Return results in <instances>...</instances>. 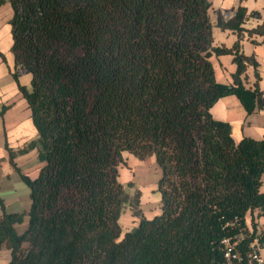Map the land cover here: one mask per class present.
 Here are the masks:
<instances>
[{"label":"trees","instance_id":"1","mask_svg":"<svg viewBox=\"0 0 264 264\" xmlns=\"http://www.w3.org/2000/svg\"><path fill=\"white\" fill-rule=\"evenodd\" d=\"M4 2L12 75H31L18 88L37 130L24 147L7 148L30 206L22 232L21 213L0 211L6 264H258L264 137L235 141L210 107L228 94L247 113L264 107L257 62L240 47L244 34L264 36V20L243 26L259 13L241 4L228 18L217 12L216 25L237 34L225 47L212 44L210 0ZM212 53L233 55L230 83L216 81ZM248 64L252 89L243 83ZM30 147L41 162L34 178L13 161ZM123 152L153 155L160 169L159 212L150 218L140 190L119 180ZM124 206L138 222L122 233Z\"/></svg>","mask_w":264,"mask_h":264},{"label":"crops","instance_id":"2","mask_svg":"<svg viewBox=\"0 0 264 264\" xmlns=\"http://www.w3.org/2000/svg\"><path fill=\"white\" fill-rule=\"evenodd\" d=\"M209 16L212 22V44L216 46L231 47L237 39V34L231 29H221L216 25V13L224 18L232 15L238 4L246 7L248 11L259 13L258 17H249L244 22L245 28L254 27L264 20V0H210ZM12 10L8 2L0 5V211L7 213H21L22 219L15 224L17 232H22L27 224V213L30 206L29 188L20 176V173L9 161L8 149L18 150L37 136V130L31 119V111L18 84L30 86L31 75L29 72L20 71L17 80L12 75L13 54L10 50L12 37L9 20ZM240 47L245 55L253 56L257 62L259 73L258 86L264 96V36L253 34L247 37L244 34L240 40ZM231 53L210 55L214 77L220 83H230L231 75L236 64ZM255 82L254 67L248 64L243 74V83L246 87L253 88ZM212 116L219 120L229 122L231 136L237 141L243 136L260 139L264 137V107L254 109L247 113L239 99L228 94L219 97L210 107ZM15 166L20 172L34 178L41 164L36 147L27 148L16 152L13 156ZM156 187V183L155 186ZM259 190L264 192V173L261 176ZM255 212H253V215ZM251 213L246 214V223L250 225ZM146 217V216H145ZM119 224L122 233L130 230L137 222V217L128 219L124 224ZM259 230L264 234V213L254 218ZM3 248V246H2ZM1 248V250H2ZM0 250V260H1ZM264 264V247L258 249ZM4 260L6 264L9 253L5 248Z\"/></svg>","mask_w":264,"mask_h":264},{"label":"rangeland","instance_id":"3","mask_svg":"<svg viewBox=\"0 0 264 264\" xmlns=\"http://www.w3.org/2000/svg\"><path fill=\"white\" fill-rule=\"evenodd\" d=\"M123 157L124 163L120 165L119 180L123 183L128 180L132 181L133 184L126 187L131 194L136 189L140 190L141 212L144 216L150 218L159 212V192L154 186L160 175V169L153 155L140 159L131 153L123 152ZM132 217L135 216L132 214L131 209L128 206H124L120 218L121 223L124 224ZM4 250L5 247L3 246L0 262L5 259L4 254H2Z\"/></svg>","mask_w":264,"mask_h":264},{"label":"built area","instance_id":"4","mask_svg":"<svg viewBox=\"0 0 264 264\" xmlns=\"http://www.w3.org/2000/svg\"><path fill=\"white\" fill-rule=\"evenodd\" d=\"M223 242L226 244V247H227L226 255H228V253L230 251V248H231V244L228 242V239H224ZM252 258L255 259L258 264L262 263V259H261L260 255H259V253L254 252L252 254Z\"/></svg>","mask_w":264,"mask_h":264}]
</instances>
